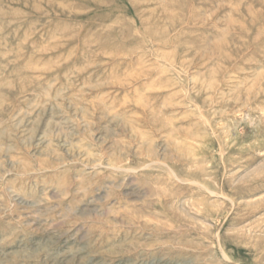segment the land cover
Instances as JSON below:
<instances>
[{
	"label": "rangeland",
	"instance_id": "rangeland-1",
	"mask_svg": "<svg viewBox=\"0 0 264 264\" xmlns=\"http://www.w3.org/2000/svg\"><path fill=\"white\" fill-rule=\"evenodd\" d=\"M0 264H264V0H0Z\"/></svg>",
	"mask_w": 264,
	"mask_h": 264
}]
</instances>
